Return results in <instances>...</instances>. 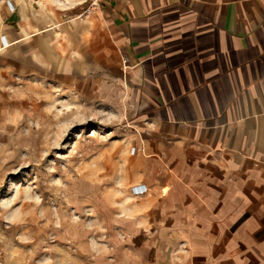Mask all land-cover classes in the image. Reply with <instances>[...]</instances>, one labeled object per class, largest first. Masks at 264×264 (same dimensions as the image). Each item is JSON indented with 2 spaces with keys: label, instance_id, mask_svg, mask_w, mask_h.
<instances>
[{
  "label": "crops",
  "instance_id": "1",
  "mask_svg": "<svg viewBox=\"0 0 264 264\" xmlns=\"http://www.w3.org/2000/svg\"><path fill=\"white\" fill-rule=\"evenodd\" d=\"M23 2L0 30L28 72L141 104L133 235L164 264H264V0Z\"/></svg>",
  "mask_w": 264,
  "mask_h": 264
},
{
  "label": "rangeland",
  "instance_id": "2",
  "mask_svg": "<svg viewBox=\"0 0 264 264\" xmlns=\"http://www.w3.org/2000/svg\"><path fill=\"white\" fill-rule=\"evenodd\" d=\"M11 40L0 30V264H164L132 233L140 102L118 81L30 73Z\"/></svg>",
  "mask_w": 264,
  "mask_h": 264
}]
</instances>
